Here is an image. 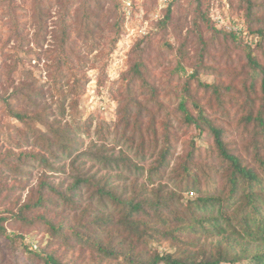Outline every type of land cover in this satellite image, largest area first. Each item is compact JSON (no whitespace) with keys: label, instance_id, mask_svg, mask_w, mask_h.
Listing matches in <instances>:
<instances>
[{"label":"rangeland","instance_id":"obj_1","mask_svg":"<svg viewBox=\"0 0 264 264\" xmlns=\"http://www.w3.org/2000/svg\"><path fill=\"white\" fill-rule=\"evenodd\" d=\"M257 30L264 31V0H0V264H44L45 255L61 264H148L166 254L198 261L224 250L228 239L183 230L152 211L134 218L138 236L95 186L71 203L42 184L70 195L83 175L121 199L155 205L165 197L185 212L201 195L182 190L183 169L202 194L207 179L222 190L227 169L211 134L188 124L181 104L193 117L201 110L228 150L258 168L255 140L264 160V139L248 119L264 116L260 74L248 60L264 68ZM49 126L72 133L71 155L45 151L42 138L55 135ZM167 147L169 166L150 182ZM40 196L42 208L26 209ZM40 218L62 225L65 236ZM97 218L110 222L97 227Z\"/></svg>","mask_w":264,"mask_h":264},{"label":"trees","instance_id":"obj_2","mask_svg":"<svg viewBox=\"0 0 264 264\" xmlns=\"http://www.w3.org/2000/svg\"><path fill=\"white\" fill-rule=\"evenodd\" d=\"M86 11L89 14L88 18L92 19L95 11L89 7ZM257 34L263 37L264 31L257 30ZM248 60L252 68L259 71L261 79L260 89L264 97V68L253 59L251 54L248 55ZM180 107L186 122L193 125L199 131V134H203L205 129L211 134L218 156L226 164L227 169L222 190H217L216 186L212 184L213 181L207 179L206 193L202 194L201 184L197 182L195 176L188 168L183 169L186 186H182L185 188H182V190L187 194L197 192L201 196L195 200H190L185 212L175 211L169 204V198L165 197H159L160 199L155 205L152 202L147 203L146 200L138 201L135 197L121 199L111 187L109 188L106 185L99 187L94 184L93 177H84L83 175H78L73 185L69 187L70 195L58 192L53 185L47 182L42 184V190H46L49 193L52 192L62 200L73 203V198L83 188L95 186L94 193L98 196L99 201H110L118 205L121 213L124 214V224L128 226L130 232L138 236L139 224L136 223L134 218L140 215H151L149 212L152 211V215L159 216L160 219L164 220L163 222H168L171 216L178 219L183 230L193 232L199 230L216 237H222L225 242L228 239L224 250L219 249L214 255L212 254L198 261L186 260L173 254H166L155 256L148 264H264V160L259 155L261 144L255 140L256 151L254 159L259 167H251L228 150L224 143V132L215 126L212 121L208 120L201 110L198 111L197 117H193L183 104ZM65 113L66 107H62L61 115L64 116ZM16 118L22 120L23 116L16 114ZM248 119L250 122L256 123L254 128L257 129L258 138L264 139V116L262 113L259 112L255 117L250 115ZM49 129L50 133L55 135L51 139L47 136L42 138L45 151L53 157L57 152L62 155H71L76 141L72 133L60 127L49 126ZM170 159V147H167L160 152L156 166L150 172L151 175L148 177L150 182L152 175L162 177L169 166ZM103 160L107 161V158L104 157ZM41 161L46 162L48 165L44 156H41ZM128 166H131V163ZM44 203L45 200L40 196L34 204H27L25 207L26 209L42 208ZM164 212H166V217L162 214ZM40 219V222L47 226L51 233L65 236L62 225L56 226L45 218ZM96 221L97 227H101L107 226L110 219L97 218ZM4 222L5 220L0 218V236L6 233L1 226ZM74 237L88 241V238L82 234L75 233ZM21 239L23 238L21 237ZM91 243L105 256L112 257L114 255V252H110L100 243L95 241H91ZM249 243H253L256 249L251 251ZM43 257L44 264H61L53 255H45Z\"/></svg>","mask_w":264,"mask_h":264},{"label":"built area","instance_id":"obj_3","mask_svg":"<svg viewBox=\"0 0 264 264\" xmlns=\"http://www.w3.org/2000/svg\"><path fill=\"white\" fill-rule=\"evenodd\" d=\"M224 1H226V0H224ZM127 5H128V6H131V3H130V2H128V3H127Z\"/></svg>","mask_w":264,"mask_h":264}]
</instances>
